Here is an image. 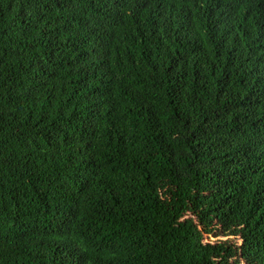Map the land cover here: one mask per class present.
Segmentation results:
<instances>
[{
    "label": "trees",
    "instance_id": "trees-1",
    "mask_svg": "<svg viewBox=\"0 0 264 264\" xmlns=\"http://www.w3.org/2000/svg\"><path fill=\"white\" fill-rule=\"evenodd\" d=\"M145 220L264 264V0H0V264L145 263Z\"/></svg>",
    "mask_w": 264,
    "mask_h": 264
},
{
    "label": "rangeland",
    "instance_id": "rangeland-1",
    "mask_svg": "<svg viewBox=\"0 0 264 264\" xmlns=\"http://www.w3.org/2000/svg\"><path fill=\"white\" fill-rule=\"evenodd\" d=\"M190 218H192L193 223L198 225L199 221L196 218H193L190 215H185V216H181L179 219L180 221H184V220H189ZM169 220H160L157 221L155 224L153 225H148L147 224V220H145L144 222L141 223V225L139 226V228H143V229H148L149 230V234L147 237L143 238V246L147 247L148 249V256L146 258V262L143 263L140 259L139 256H135L133 257L130 261L129 264H151V255L154 252V245L156 242L159 241V234L162 231V228L164 226H168L169 225ZM233 236L228 237V236H220V237H214L211 235H207V234H203V236L201 237L200 240V244L202 245V248L204 250H215V248L220 244L219 242L221 241H227L232 239ZM237 245H239V247L242 246V241L237 238V240H235Z\"/></svg>",
    "mask_w": 264,
    "mask_h": 264
}]
</instances>
